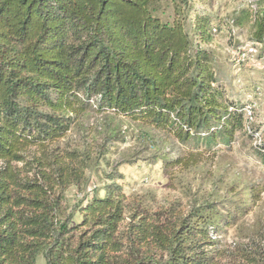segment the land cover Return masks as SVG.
<instances>
[{"label":"trees","instance_id":"obj_1","mask_svg":"<svg viewBox=\"0 0 264 264\" xmlns=\"http://www.w3.org/2000/svg\"><path fill=\"white\" fill-rule=\"evenodd\" d=\"M192 8V0H0V264L41 256L45 264H264L263 231L231 248L218 237L252 203L148 207L107 173L104 195L66 205L68 189L89 182L90 157L59 143L90 111L163 131L190 154L231 150L239 131L255 137L247 104L231 99L205 47L217 28L209 15L192 19ZM230 23L249 24L264 60V0L217 27ZM254 150L264 164V140ZM21 161L26 173L13 165Z\"/></svg>","mask_w":264,"mask_h":264},{"label":"rangeland","instance_id":"obj_2","mask_svg":"<svg viewBox=\"0 0 264 264\" xmlns=\"http://www.w3.org/2000/svg\"><path fill=\"white\" fill-rule=\"evenodd\" d=\"M256 0H192V19L197 14L209 15L216 26L214 39L205 47L211 49L217 66L224 71L227 93L231 99L252 107L251 126L254 138L237 133L231 150L221 146L215 155L190 154L174 137L163 131L138 125L127 118L112 113L88 112L78 118L68 136L59 143L62 149L78 150L87 163V184L71 186L66 195L70 208L85 195L96 191L104 195L110 183L107 173H112L116 183L131 202L157 208L178 201L185 208L203 201L220 205L252 203L251 210L233 227L219 234L220 243L233 247L246 242L239 236L253 231L264 232V164L255 154L258 141L264 140V60L258 57L261 46L254 43L249 24L232 27L228 23L238 9ZM162 15L173 16V6L166 4ZM260 49V50H259ZM248 109V108H247ZM110 137V138H109ZM35 149L25 153L27 161L33 160ZM182 156L186 163L171 166L164 158ZM196 157V158H194ZM29 163V162H28ZM25 161L14 162L23 173L28 169ZM4 162L0 161V166ZM30 174V173H29ZM254 188L261 189L258 198L252 196ZM81 219L77 213L73 222ZM239 226V227H237ZM38 264H45L39 258Z\"/></svg>","mask_w":264,"mask_h":264},{"label":"built area","instance_id":"obj_3","mask_svg":"<svg viewBox=\"0 0 264 264\" xmlns=\"http://www.w3.org/2000/svg\"><path fill=\"white\" fill-rule=\"evenodd\" d=\"M248 108V109H247ZM246 108V111L248 112V114L251 116V114H252V107L251 106H248Z\"/></svg>","mask_w":264,"mask_h":264}]
</instances>
